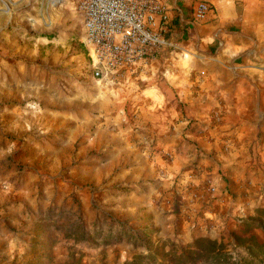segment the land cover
Wrapping results in <instances>:
<instances>
[{"label":"rangeland","instance_id":"rangeland-1","mask_svg":"<svg viewBox=\"0 0 264 264\" xmlns=\"http://www.w3.org/2000/svg\"><path fill=\"white\" fill-rule=\"evenodd\" d=\"M236 4L247 46L221 48L244 66L195 47L98 77L80 0H0V264H127L147 254L128 228L242 253L264 207V0Z\"/></svg>","mask_w":264,"mask_h":264},{"label":"built area","instance_id":"built-area-1","mask_svg":"<svg viewBox=\"0 0 264 264\" xmlns=\"http://www.w3.org/2000/svg\"><path fill=\"white\" fill-rule=\"evenodd\" d=\"M85 34L94 56V75L133 67L178 49L177 25L197 27L213 12L210 0H195L186 11L178 0H80ZM177 20V22H175ZM217 28L213 37L225 44ZM201 36H194L199 48Z\"/></svg>","mask_w":264,"mask_h":264},{"label":"trees","instance_id":"trees-1","mask_svg":"<svg viewBox=\"0 0 264 264\" xmlns=\"http://www.w3.org/2000/svg\"><path fill=\"white\" fill-rule=\"evenodd\" d=\"M126 231L115 237H127L147 251L127 264H264V207L257 208L255 216L242 219L232 233L234 246L242 250L239 254L224 239L199 236L185 247L172 244L169 250H164L163 245L158 246L152 240L154 230ZM90 235L82 223L72 224L67 231V236L76 240H85Z\"/></svg>","mask_w":264,"mask_h":264},{"label":"crops","instance_id":"crops-1","mask_svg":"<svg viewBox=\"0 0 264 264\" xmlns=\"http://www.w3.org/2000/svg\"><path fill=\"white\" fill-rule=\"evenodd\" d=\"M172 0H168L170 3ZM195 0H178V3L186 10H190ZM213 8V12L210 18L205 23H200L197 27H183L177 25L174 37L177 39L178 49L168 53L171 57L181 58L185 54L193 55L195 49L194 36L199 32L201 36L200 50L197 52V56H205L206 58L213 59L217 63L226 64L232 61L237 67L243 64L236 61V56L228 57L225 52V48L218 46V41L214 39L213 33L217 28L224 30L221 36L224 38L226 48L229 46L230 49L236 47H245V40L241 39L243 30V18L242 13L239 12L236 4V0H210ZM194 54V55H195ZM178 56V57H179ZM180 235V234H179ZM181 236V235H180ZM184 236H181V238Z\"/></svg>","mask_w":264,"mask_h":264}]
</instances>
